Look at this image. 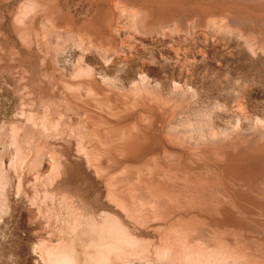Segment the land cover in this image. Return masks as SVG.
<instances>
[{
  "label": "bare ground",
  "instance_id": "1",
  "mask_svg": "<svg viewBox=\"0 0 264 264\" xmlns=\"http://www.w3.org/2000/svg\"><path fill=\"white\" fill-rule=\"evenodd\" d=\"M186 1L142 0L129 9L122 0H79L85 8L75 14L65 0H0V66L16 64L22 87L18 111L0 124V264H233L241 257L264 264V233L235 230L233 210L264 202L243 196L232 178L247 177L249 161L264 158V133L227 131L243 119L248 129L264 127V115L233 111V125L222 126L217 92L208 116L194 124L208 139L192 142L193 124L185 126L187 141L178 124L164 127L192 87V102L200 101L188 110L213 96L200 81L206 70L222 75L213 66L192 70V53L176 47L188 35L165 17L190 11ZM224 1L264 17V0ZM117 13L129 16L136 43L168 36L162 50L171 73L145 66L138 46L125 55L116 40L123 31L113 28ZM159 56L152 51L148 62ZM97 63L117 67L121 88L94 93ZM62 185L77 191L60 192ZM179 250L191 261L179 260Z\"/></svg>",
  "mask_w": 264,
  "mask_h": 264
},
{
  "label": "rangeland",
  "instance_id": "2",
  "mask_svg": "<svg viewBox=\"0 0 264 264\" xmlns=\"http://www.w3.org/2000/svg\"><path fill=\"white\" fill-rule=\"evenodd\" d=\"M122 2L127 8L133 9L141 5L142 0H122ZM186 3L191 5L192 9L190 11L184 12L180 11V9L174 14L173 17H165L166 25H172L174 22H177L178 26L180 24L179 29L181 33H187L188 35L189 39L186 41H181V43L176 45V47L180 48L181 51L185 50L192 53V70H194V66L197 68L199 67L206 69L207 67L213 66V68L217 67L222 71V75H219L208 69L205 72L207 74H211L205 76V78H200V81L204 83L202 84L204 87L203 89L205 91L210 90L208 91V94L210 92L213 95L209 97V100L205 105H202L200 109L195 111L192 109L188 110L189 106H194V103L199 104L200 101L199 99V101L196 99L192 102L194 99V96H192V90H194V87H192V90L189 92L191 97L187 104L183 106L182 110H178L174 117L168 119L164 125V127H167L170 124H178L180 126L181 133H177L182 139H184L183 133L185 131V126L188 125L189 129L190 125L193 124L191 133L195 135L192 137V142H196L194 139H208L206 135L199 134V131L204 130V128L202 127L199 130L194 124L199 125L198 123L203 121L206 114L208 116V113L205 111L210 109L211 106L215 104L214 99L218 97L217 92L223 93V95H221V99L219 97L218 98L221 104L225 103L224 115L227 116L225 118H217L219 122H227L226 125L222 126H232V123H234V119L232 117L236 114L245 113V115H249L251 118H254L256 115H264V17L251 11L239 10L238 12L232 8H226L227 4L224 0H187ZM195 4L205 5L206 8H202V6L195 7ZM65 7H70L72 12L75 14H80L85 8L83 4H79V0H65ZM129 19V16L125 15L121 17L117 13L116 19L113 23L114 29L121 27L123 31L122 34L120 31L117 33L118 38L116 40L119 44H121V42L124 43L122 47L123 49L125 48V55L128 57L131 55L129 45H134L136 48L138 46L137 49H140L143 53L140 56V60L145 66L148 64H158L161 65L160 68L163 72L167 71V73H171L167 70L169 67L167 62L170 59L168 55H170V53H164V50H162L167 47L164 45V41L169 40L168 36H165L164 38L156 34L138 36V43H136V41L131 38L132 32H130L131 30L128 28ZM223 28L224 30L226 29V32L223 30ZM248 47L253 48V52H250ZM67 50L68 48L64 51ZM150 50H156L157 53L161 52V56L158 57L161 61L160 63L148 62L147 55H150L152 52ZM92 51L93 48H89L87 53H91ZM121 54L122 53L118 51L112 56H114L115 60L116 57L120 56ZM134 56L136 57L137 55L134 54ZM158 58L156 57L155 60H158ZM14 65L11 66L12 69H7L6 66H0V124L4 119H10L12 115L18 111L17 106L20 103L19 101L21 100L22 96V87L18 85V78L15 75V69H17V65ZM94 67L96 71L97 82L99 84V90H94L96 95L100 96L107 90H118L121 88L119 85L115 84L114 82L116 81L113 80V76L115 75L112 74H115V72L119 73L115 65L109 64L107 66H103L102 63H97L94 64ZM237 69L238 71L239 69L243 70L242 72H238ZM102 71H106L109 74V80H107L108 82L103 80L100 74ZM117 82L120 83V80H117ZM83 90L85 92L88 91L87 88H84ZM182 91H185V89H182ZM198 98H200L199 95ZM210 103L211 105H208ZM238 104L241 107L238 108ZM226 106L229 107L228 109L230 111ZM232 106H235V109ZM236 108L240 110V112L238 111L239 113L236 112ZM187 110L188 112H191L189 113L188 118H185L184 115H186ZM215 110L219 111L216 113V115L222 113L220 109L216 108ZM233 111H235L236 114ZM251 112L255 115H253ZM211 114H214V119H216L215 112H212ZM74 120V126H76L80 123V115L76 116ZM239 127L240 128L235 127L233 129L227 127V131L229 130L228 132L236 133L242 129L248 131L249 133L257 132L261 135L264 133V127H261L260 125L253 126L248 129L247 122L244 119L241 121ZM213 131H217V129L214 128ZM245 134L247 133H242L244 138ZM220 137H222V134L213 135L210 139L212 140ZM52 141L54 140L52 139ZM184 141L187 140L184 139ZM247 170L250 172L247 177H232L235 188H237L243 196H250L255 201L259 200V202L262 203L264 202V158L250 160ZM71 191L77 190L70 189L68 185H62L60 188V192L69 193ZM218 197V199L229 202V198L226 195ZM233 210H235V215L237 217V219L234 221V223L236 222L234 224L235 230L241 228V230L244 231L243 228L246 227V229H251L255 235H261L264 233V206L262 208L253 206L249 211L239 210V208L235 207H233ZM178 255V259L182 260L183 262L188 261V259L191 261V257H188L184 250H179ZM233 264L260 263L241 257L235 259Z\"/></svg>",
  "mask_w": 264,
  "mask_h": 264
}]
</instances>
